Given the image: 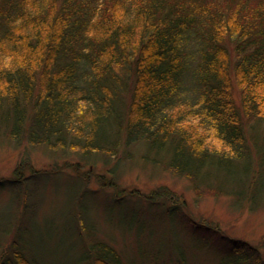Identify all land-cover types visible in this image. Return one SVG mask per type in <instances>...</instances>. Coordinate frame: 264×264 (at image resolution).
I'll return each instance as SVG.
<instances>
[{
	"label": "trees",
	"instance_id": "1",
	"mask_svg": "<svg viewBox=\"0 0 264 264\" xmlns=\"http://www.w3.org/2000/svg\"><path fill=\"white\" fill-rule=\"evenodd\" d=\"M6 142L82 161L102 155L115 160V175L131 147L143 144L146 160L187 179L200 196H230L233 206L257 212L264 208V0H0ZM28 168L26 158L10 180L0 179V189L15 192L0 224V264H43L26 236L31 225L18 217L21 196L37 174L61 166ZM73 176L93 192L79 171ZM134 203L137 222L160 205L196 237L210 264H264V237L253 245L182 217L190 230L180 218L183 201L167 189L138 194ZM77 205V264H125L86 204ZM166 239L138 264H186V249L197 244Z\"/></svg>",
	"mask_w": 264,
	"mask_h": 264
},
{
	"label": "rangeland",
	"instance_id": "2",
	"mask_svg": "<svg viewBox=\"0 0 264 264\" xmlns=\"http://www.w3.org/2000/svg\"><path fill=\"white\" fill-rule=\"evenodd\" d=\"M26 145L16 147L7 142L0 144V179L10 180L26 158L30 159L34 167L28 168L30 170H52L61 166L58 174L40 177L37 174L28 185L27 196H21L18 217L26 223L25 227L31 225L26 236L30 234L29 241L34 245L37 259L43 264L80 263L78 256L82 255L83 250L77 252L78 238L75 237L72 212L79 203L86 204L90 218L97 224L98 234L109 240L122 254L125 264L129 263L127 260H135L136 264L142 260L148 262V251L158 250L163 239L167 241L169 237L180 238L189 245L197 244L195 248L186 249V264H210L207 251L199 247L196 237L185 235L179 221L164 217L160 205H153L147 214L143 213L145 218L136 221L132 211L138 194L149 195L161 188L169 190L183 201L180 218L190 230L189 223L186 224L182 217L187 216L188 222L210 223L225 235L244 239L253 245L259 244L264 237V208L251 213L233 206L230 196L215 197L207 195V192L200 196L187 179L177 177L146 160L143 144L131 147V155L128 154L131 158L124 160L116 175L111 171L116 166L115 160L106 161L102 155L82 161L76 153L62 157L50 149ZM78 162L81 166L76 170L74 165ZM77 171L84 176L87 189L93 192H85L78 185L73 176ZM28 172L25 170V173ZM31 192L32 200L26 208ZM121 192L127 195L126 198ZM13 193L14 190L0 189V224L7 223L8 215L13 212V204L10 203ZM142 206L145 207L146 203L143 202ZM27 216L31 217L29 221ZM111 221H118L121 228ZM80 224L78 220V227ZM139 227L145 229L143 233L147 234L144 237H139ZM215 245H218L217 242ZM80 258L83 259V256Z\"/></svg>",
	"mask_w": 264,
	"mask_h": 264
}]
</instances>
